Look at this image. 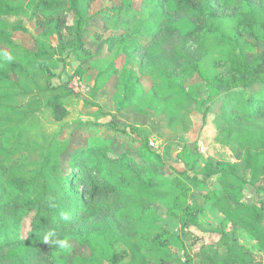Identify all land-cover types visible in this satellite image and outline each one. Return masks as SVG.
<instances>
[{"label": "rangeland", "instance_id": "1", "mask_svg": "<svg viewBox=\"0 0 264 264\" xmlns=\"http://www.w3.org/2000/svg\"><path fill=\"white\" fill-rule=\"evenodd\" d=\"M68 1L63 0L65 4ZM165 3L167 14L170 11L172 15L170 1ZM127 5L132 6L129 10L147 8L145 0H96L90 7V15H98L113 6ZM209 5L216 20L209 21L208 26L219 25L226 44L232 48L230 51L237 54L241 53V48L232 40L238 35L239 19L258 16L256 33L248 37L249 47L243 52L246 63L252 65L264 53V0H210ZM204 9L203 5L193 2L186 12H178L173 17L178 31L163 32L151 42L142 39L145 44L149 43L145 50L130 58L120 55L115 60L113 54L105 55L104 41L110 32L103 30L102 22L97 19L84 32V39L93 55L99 58L88 61L82 69L81 61L71 50L64 51L59 47L57 36L45 37L37 19L8 18L1 22V26L8 29L22 23L27 30L12 33L13 42L21 49L4 47L2 50L21 70L11 74L19 84V100L33 99V105L24 109L30 112L28 118L17 123L0 120V135L20 125L28 131L25 138L30 142L23 152L17 153L5 149L0 141L1 163L10 167L24 153L26 158L19 162L18 176L31 181L39 175L46 156L52 153L54 158L59 157L65 173L93 138H102L109 142L113 155H126L138 166L142 161L152 170L150 175H157L161 183L166 185L179 176L189 187L186 196L179 200H175L170 192H155L154 201H146L143 207H138L136 214H133L136 208L131 207L134 201L127 190L131 186L123 185L119 193L104 195L95 201L82 200L78 205L71 201L68 206L75 222L64 229L65 237L70 240V250L55 249L52 254L55 264H143L144 256L123 255L131 251L129 247L133 245L143 247L142 242L147 244L142 253H146L148 264H157L152 259L155 251L152 246L164 238V231L184 241V250L179 247L182 242L172 239L168 242L171 256L183 264L195 261L203 252H215L221 230L234 231L217 206L226 195L219 183L220 175L207 176L212 168L216 170L220 161L236 167V174L230 177L233 183L240 185L244 181L252 185H243L245 202H264V104H256L261 109L254 118L246 109L253 97L264 100V77L251 87H243L242 84H219L210 73L203 71L198 74L189 69L187 76L181 73L186 67L177 53L191 44L190 32L198 24L197 13ZM215 43L212 40L210 47H215ZM24 50L47 55L32 62ZM112 62L115 63L112 77L98 78ZM3 65L13 70L9 64L4 62ZM88 67L94 69L87 72ZM223 67L217 68L216 73L228 71L230 64L227 62ZM44 68L48 70L45 75L42 74ZM128 73L141 79L138 85L135 81L132 84L136 89L143 85L153 92H162L169 83H174L184 92L179 100L171 97L163 99L159 105L142 100L141 106L135 108L125 100L121 89L122 75ZM54 95L65 96L69 116L63 123L55 122L45 107ZM54 140L61 145L56 147L59 151L52 152L51 141ZM147 152L152 156H146ZM85 161L90 162L88 158ZM257 162L259 172L255 176L253 171H257ZM90 205V209L85 208ZM221 205L232 207L226 202ZM198 206L201 208L198 226L186 237L180 219L188 211L197 213ZM30 221L31 218L23 221L25 234ZM233 243L242 247L236 251L249 259L250 264H264L262 245L246 230L237 229ZM44 247L39 242L27 241L1 248L0 264H50L39 254ZM227 251L225 246L219 248L217 257L224 258ZM118 256L121 257L116 258ZM164 264L176 263L168 261Z\"/></svg>", "mask_w": 264, "mask_h": 264}, {"label": "trees", "instance_id": "2", "mask_svg": "<svg viewBox=\"0 0 264 264\" xmlns=\"http://www.w3.org/2000/svg\"><path fill=\"white\" fill-rule=\"evenodd\" d=\"M94 1L96 0H69L68 4H65L63 0H0V120L17 123L24 117H29L30 112H25L24 109L27 105H33L32 98L26 102L19 100L17 94L19 84L11 78V74L20 73L21 70L15 61L5 59L7 55L2 50L4 47L11 50L21 49L13 42L12 33L26 32L27 30L22 23L15 25L12 29L1 26V22L8 18L15 20L20 18L37 19L45 32V37L57 36L59 47L64 51L71 50L81 61L82 69L88 61L99 58L93 55L84 39V32L95 20L100 19L103 30L107 33L110 32L104 41L105 55L113 54L114 60L120 55L130 58L134 53L143 51L149 46V43L145 44L142 39H148L149 41H147L151 42L163 32L178 31V27L174 26L173 17L178 12H186L188 6L196 2L197 5H203L206 10L197 13L198 24L195 30L190 32L191 44L177 53L186 67V70L183 68L181 73L187 76L186 72L189 69H193L198 74L203 71L210 73L219 84H228L229 86L242 84L243 87H251L264 77V53L252 65L246 63L243 53L249 47L248 37L254 36L256 33L255 28L257 20H259L256 15L251 17L243 15L244 17L239 19L238 35L232 40L235 45L241 48V53L237 54L233 50L230 51L232 48L226 44L225 35L219 29V25L214 28L208 26V22L215 19L214 14L210 11V0H145L147 5L145 10L136 8L129 10L131 5L113 6L98 15H90V7ZM166 1H170L171 10L174 11L172 15L170 11L167 14ZM262 31L264 33V24H262ZM101 37L99 35V38ZM212 40L216 41L215 47L209 45ZM229 40L231 41V39ZM24 54L32 62L47 55V53L36 54L27 50H24ZM4 62L9 64L13 70L10 71L5 67ZM227 62L230 64V69L226 72L216 73L217 68H224L223 66ZM114 64L112 62L105 71L99 74L98 78L112 77ZM44 69L43 75L48 73V70ZM92 69L94 67H88L87 72ZM181 73L179 72L178 75ZM122 80L124 84L121 89L125 94V100H128L129 104L135 108L141 106L142 100L158 105L163 99L168 100L171 97L179 100L184 92L182 87L174 83H169L162 92H153L149 87L143 85L141 89H136V86L132 84L135 81L138 85L141 83V79H136L132 73L122 75ZM64 98L65 96L54 95L45 105L53 120L58 123H63L69 116ZM258 103L264 104V100L253 97L248 103L246 109L250 117L254 118L259 113L261 108L256 105ZM230 118L231 116H229ZM27 132L20 125L6 130L0 135L2 146L8 150H15L17 153L23 152L30 145L28 138H25ZM51 143L53 145L52 152L59 151L56 147L61 143L57 140L51 141ZM108 145L109 142L102 138H93L88 147L73 159L65 173L62 171L59 157L54 158L52 153L48 154L39 175L31 181L18 176L21 171L19 162L26 158L24 153L10 167L0 162V238L3 236L0 241V249L27 241L39 242L45 246L43 250L39 251V254L50 264H55L56 261L52 254L55 249L58 250V247L43 244V236L47 231L55 229L61 238H65L64 229L75 222V217L68 206L71 201L74 200L76 205L82 200L95 201L104 195L119 193L118 191L123 185H125L124 187L131 186L127 190L131 200L134 201L131 207L135 206L136 208L133 214H136L138 207H143L146 201H154L153 199L156 197L153 194L157 191L164 194L170 192L175 200L186 196L189 187L179 176L173 177L171 182L165 185L161 183V179L157 175H150L152 170L142 161L138 166V163L137 165L133 164L126 155L120 157L113 155ZM146 156H152V153L147 152ZM85 158H88L90 162H86ZM250 161L248 165L252 168L253 165H250ZM258 165L257 162V171L256 169L253 171L255 176L259 172ZM210 166L212 168V165ZM235 174L236 167L229 162L220 161L216 164V170L212 168L207 175L209 178L220 175L219 183L226 195L220 199L217 206L224 213L226 221L232 224L231 227L234 231L227 233L225 230H221L219 242L215 245V252L198 254L195 261H189L186 264H250L249 259L246 260L236 251L242 247L233 243L236 230L240 228L246 230L264 249V202L254 200L245 202L243 185H252L244 181L240 185L233 183L230 177ZM184 176L186 177V175ZM223 202L229 203L232 207L222 206ZM91 205L85 208L90 209ZM196 209L197 213L188 211L185 217L180 219L186 237L198 226L199 219L197 217L201 208L198 206ZM62 213L69 216L67 222L60 219ZM29 218L31 221L25 234L23 221L27 222ZM169 239L177 240L178 243L182 242L180 237L164 231V238L152 246L155 250L152 259H155L157 264H164L168 261L183 264L171 256ZM142 243L143 247H147L146 242ZM184 246L183 241L179 247L184 250ZM223 246L227 247L228 251L221 259L217 257L216 251ZM143 247L133 245V247H129L131 251L124 252L123 255L144 256L143 264H148L146 253H142ZM145 251L147 250L145 249ZM112 264L118 263L113 262Z\"/></svg>", "mask_w": 264, "mask_h": 264}, {"label": "clouds", "instance_id": "3", "mask_svg": "<svg viewBox=\"0 0 264 264\" xmlns=\"http://www.w3.org/2000/svg\"><path fill=\"white\" fill-rule=\"evenodd\" d=\"M5 59L11 61L12 57L7 56ZM50 206L54 207L55 205ZM60 219L67 222L69 220V216L66 213H62ZM43 244L57 246L61 252H67L70 250L69 238H61L60 234L55 229L49 230L44 234Z\"/></svg>", "mask_w": 264, "mask_h": 264}]
</instances>
